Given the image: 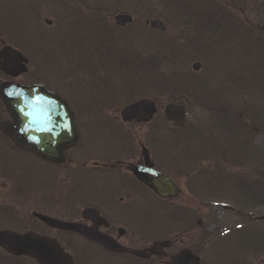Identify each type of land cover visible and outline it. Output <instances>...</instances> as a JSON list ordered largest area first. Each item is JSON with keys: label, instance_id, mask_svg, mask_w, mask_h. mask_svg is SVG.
Returning <instances> with one entry per match:
<instances>
[{"label": "flooded vegetation", "instance_id": "af4514ba", "mask_svg": "<svg viewBox=\"0 0 264 264\" xmlns=\"http://www.w3.org/2000/svg\"><path fill=\"white\" fill-rule=\"evenodd\" d=\"M97 4L91 20L103 28L106 8L103 0ZM176 11L178 27L166 25L184 48L168 52L182 51L209 64L214 59L237 82L264 93V0H185ZM1 44L6 45L2 38ZM19 46L28 72L16 77L0 71V84H42L57 92L70 105L79 138L70 146L65 118L45 117L33 121V148L20 145L22 128L0 98V264H42L31 252L14 254L8 233L29 235L28 246L39 247L52 264H173L178 259L194 264V256L199 264H242L237 236L212 244L200 209L173 205L174 199L161 198L133 173L138 166L157 183L164 184L152 170L177 186L176 178L197 184L199 149L184 145L180 129L170 127L164 114L157 117L159 110L150 123L123 121L120 96L106 73L90 75V89L83 87L87 97L79 93V76L51 85L46 61L34 76L30 57ZM172 139L175 147L169 146Z\"/></svg>", "mask_w": 264, "mask_h": 264}, {"label": "rangeland", "instance_id": "374dc122", "mask_svg": "<svg viewBox=\"0 0 264 264\" xmlns=\"http://www.w3.org/2000/svg\"><path fill=\"white\" fill-rule=\"evenodd\" d=\"M65 1L68 0H61V3L59 0H0V33L3 36L0 37V42L1 38L10 44H14L18 40L17 44L31 58L34 76H36V70H39L41 61L44 59L51 85L59 81L58 77L61 78L66 75L73 77L79 74L82 76L80 87L83 89L85 83L90 82V75L94 73V69H97V71L106 73L108 77L113 79L115 90L117 89L114 93H123L119 102L120 108L139 98L155 97L158 100L159 108L157 117H161L164 111L163 107L171 103L172 99L175 98L179 104L185 105L187 121L183 131H181L184 145L197 147L200 150L204 149L205 154L203 152L200 154H203L205 158L199 164V170L205 171L210 168L216 173L206 177L199 175V182L193 185V190L198 189L199 194L197 196L192 191V197V193L189 191L192 183L188 181L186 183L184 180L176 178L182 196L175 199L173 205H185L186 208L194 211L200 209L203 214L202 221L207 226L208 233L219 236L216 240L225 238L227 235H236L241 230L246 231L253 240L251 242L247 235L240 237L238 241L240 246L237 251L239 252V259L242 264H264V221H259L264 215V173L261 172L264 169V93L252 92L250 84L243 85L237 82L233 75L224 73L216 61L211 66V64L206 63L205 59L198 60L194 58L195 56L189 58L182 51L168 54L173 55L172 58L169 57V62L173 67L166 69L165 67L168 65H162L168 77L173 76V79L170 78L166 81L165 84L168 83V88L164 89L162 94H154V90L149 84L144 88L138 87L133 93L131 89H128L132 82L130 70L126 67L124 70L126 72L122 73L117 72L115 68L118 56H120V47L122 49L127 48L130 41L129 44L132 49L143 51L144 55H147L160 44L169 45L170 39L173 40L171 27H168L165 34L152 32L147 27L148 21L160 18L166 24L172 25L173 28L178 27V22L174 20L175 15L173 13L177 7L176 4L185 0H124L125 4L122 7L115 3L118 0H103L108 17L107 24L111 28H118L114 39L107 38L105 34L102 38L100 32H95L96 30L92 27L91 29H84L87 27L85 19L79 22H74L75 19L73 22L70 19H65L64 17L72 11L66 7L68 5ZM70 1L79 8L81 7L82 11L86 10L87 13H90L92 9H98V0ZM119 12L133 15L135 18L133 25L119 30L120 28L114 24V16ZM49 18L53 22L48 26L45 20ZM74 33L80 37H87L85 43L91 52V56L88 52L86 54L91 59L97 58L98 66L101 65L99 59L104 58V56L107 57L105 70L96 68L95 64H92L87 57H84L86 59L81 62L86 66L83 68L78 60L75 62L72 59L73 53L79 54V48L73 49V43L70 42L74 38ZM118 33H121V36ZM87 40L91 41L90 43L95 40L91 44L94 45L89 46ZM101 40L103 42H100ZM176 42L178 43L177 49H179V45H183V43ZM62 45L63 48L68 45L72 49V53L68 54ZM86 45H84L83 51L86 50ZM169 47L172 49L174 45ZM183 48L184 46L180 49ZM95 49H97L96 54ZM195 62L202 64L198 72L192 69ZM76 69L78 70L76 71ZM185 79H188L191 83L190 86H192V88H188L190 93L186 95L181 93L183 88L187 87ZM139 82L144 84L146 78L139 77ZM181 86L183 87L179 88ZM79 91L83 96H90L84 89ZM194 97L199 99L201 103ZM214 107L222 111L227 110L231 116L242 118L252 127H255L256 132L249 133L244 128L245 134L238 121L239 125L235 127L237 131H241V141H236L233 136H229L225 140L221 133L223 131L222 126L225 125H219L218 128V120L216 119L217 124L214 129L211 122L209 123L210 117H213L211 112ZM238 109H242L243 112H239ZM107 141L114 144L111 138H107ZM169 143L170 147L176 145L174 139ZM221 146L224 147L225 152L224 154H217V148ZM243 151L245 158L241 157ZM229 156L233 157L231 158L233 162H239L230 163L227 161L229 159L226 160V157L229 158ZM235 156H238L239 160L235 159ZM220 169L223 172L231 170L236 179L241 175L250 177L248 186L244 190L234 189L231 181H229L225 189H217L219 186L214 177ZM235 188L239 187L235 186ZM223 204L230 205L234 211L224 210L221 207ZM236 212L242 213L241 217ZM234 254L233 250L231 255L234 256Z\"/></svg>", "mask_w": 264, "mask_h": 264}, {"label": "water", "instance_id": "95a60500", "mask_svg": "<svg viewBox=\"0 0 264 264\" xmlns=\"http://www.w3.org/2000/svg\"><path fill=\"white\" fill-rule=\"evenodd\" d=\"M132 20V17L128 14H121L116 17V23L122 26H124L127 22H132ZM47 22L51 23L50 20ZM151 26L156 29H166L165 24L158 19L152 21ZM2 51V57L10 58V62H8V64L0 62V69L2 71L12 73L14 67H16L17 69L19 68V66H23L20 61L22 54L19 51L17 52L16 50H13L10 46L3 48ZM199 68L200 65L194 66L195 70H198ZM21 70L24 71L26 69L23 67V69ZM43 93H45L49 98L44 99L42 97ZM0 97L3 100L4 104L7 106L9 113L19 114L21 116L20 120L26 121L27 130H23V136L30 135L29 120L32 121V116H30V113L34 109H38L34 108V104L38 105L39 102L42 103L44 100L46 103L45 109L48 110L50 113H53V116H67L68 121L64 123L65 128H69L70 140L72 144L76 142V128L74 126V123H72V113L70 112L69 105L67 104V102L62 100L55 92H49L47 90L42 91L39 86L35 85L27 87L21 84L17 85L14 83H5L0 86ZM156 111L157 109H155L154 101H152L151 99H143L138 101L137 103H133L125 107L122 112V118L124 121H129L132 119H136L138 121H150ZM165 117L169 121L173 120L177 127H182L186 120V108L171 103L166 107ZM24 144L30 147L33 145L32 141L24 142ZM135 174H137L138 178L141 181L149 185L159 195L163 197L174 198L175 196H178L179 191L176 188L175 183H172V181L167 177H164L165 185H161L156 183H150L140 174L139 169H135ZM262 218L264 219V216ZM27 237L28 236L24 237L20 235L12 236V241L10 242L14 244V246H16L13 247L11 250L15 253H25L26 251L36 250L35 247L27 245ZM37 257L43 259L39 253ZM42 261L45 262V260ZM199 261L200 259L196 258V264H198Z\"/></svg>", "mask_w": 264, "mask_h": 264}, {"label": "trees", "instance_id": "16d2710c", "mask_svg": "<svg viewBox=\"0 0 264 264\" xmlns=\"http://www.w3.org/2000/svg\"><path fill=\"white\" fill-rule=\"evenodd\" d=\"M116 3H118L117 6H122L123 5L122 0H118V2H116ZM108 32H109L108 33L109 34L108 36H110L111 38H114L113 32L111 30H109ZM80 45H81V43H80ZM126 52H127V50H126ZM126 56L128 57L129 54L127 53ZM158 56H161V55L158 54ZM138 58H140V56H138ZM142 59H143V57H142ZM120 60H124V58H121ZM120 60L117 63L119 65L121 63ZM165 60L168 61L166 58H165ZM165 60L160 59V63H161L160 76H161V84H162L161 87H163V88H166L167 87L165 85L166 81H168L170 78H172V76L168 77V75L163 70V66L162 65L163 64H166ZM128 63H130V66L129 67H130L131 70H133V69L139 70L140 69V65L145 66V63L144 62L142 63L140 61V59H137V58L135 60H132L131 59L130 61H128ZM145 68H146V66H145ZM217 177H218L219 180H222L223 179V176L221 174H219ZM238 182L241 183V184H243L244 181L243 180H239Z\"/></svg>", "mask_w": 264, "mask_h": 264}]
</instances>
